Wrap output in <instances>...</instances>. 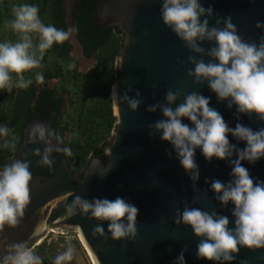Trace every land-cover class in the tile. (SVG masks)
<instances>
[{
    "label": "water",
    "instance_id": "obj_1",
    "mask_svg": "<svg viewBox=\"0 0 264 264\" xmlns=\"http://www.w3.org/2000/svg\"><path fill=\"white\" fill-rule=\"evenodd\" d=\"M199 2L205 9H213L212 17L208 18L210 27H217V19L223 21L230 17L237 34L245 40L258 44L260 37L264 36V29L256 28L257 22L264 23V0ZM161 7L162 0H98L92 22L104 30L116 29L121 35L113 83L118 99L127 93L130 99L138 98L142 103L136 111H132L126 102L112 100L114 126L111 138L104 141L108 142L105 149L111 148V156L105 155V149L104 160L91 157V152L86 165L77 175L70 171L62 153L52 154L55 164L51 170L37 167L40 157L33 153L36 149L42 153L46 145L43 142L29 144V129L37 122L48 126L49 123L47 119L35 118L25 124L11 163L15 159L31 161L30 204L15 228L5 226L0 232V255L16 243L27 242L34 247L49 231L55 230L78 232L94 264H175L181 252L184 253L185 264H218L197 258L200 238L195 236L191 226L176 225L174 221L177 209L182 212L186 201L189 207L228 216L229 227L234 228V205L231 202L227 206L221 205L210 186L214 179L228 182L232 166L229 160L215 157L211 161L206 160L201 149L197 148L195 159L200 177L194 186L176 158L173 146L160 139L161 133L149 134L148 125L164 117L159 109L151 113L147 108L156 103H166L167 90L180 89L185 95L195 91L209 97L210 107L218 110L231 128L239 122L255 131L264 128V121L255 114H241L237 120L235 105L229 109L227 100L219 101L207 82L194 84L193 78L187 75L189 69L194 70L188 58L196 56L200 59V56L191 52L163 23ZM67 18L69 28L70 11ZM224 26L223 23L218 25L220 28ZM72 37L80 50L75 35ZM214 45L215 42L208 41L201 44L206 50ZM204 59L207 62L209 58ZM137 90L140 97H136ZM182 100L183 96L172 107L175 108ZM182 122L192 126L186 118ZM228 139L240 149L246 147V142L238 141L231 134ZM58 146L62 147V144ZM235 158L234 155L231 159ZM97 159L103 170L108 169L103 175L99 168L92 169V162ZM241 163L254 181L264 182V158L254 164L246 160ZM206 179L209 183L205 182ZM76 195L89 201L120 197L137 207L135 240H113L108 232L109 222L91 218L90 213L83 215L77 210L75 216H66V207ZM97 226L104 228V237L93 235ZM233 255L234 260L224 264H264V248L251 250L241 247L239 253Z\"/></svg>",
    "mask_w": 264,
    "mask_h": 264
},
{
    "label": "clouds",
    "instance_id": "obj_2",
    "mask_svg": "<svg viewBox=\"0 0 264 264\" xmlns=\"http://www.w3.org/2000/svg\"><path fill=\"white\" fill-rule=\"evenodd\" d=\"M12 11L14 19L6 21L5 27L19 34V39L14 43H0V90L8 91L14 87L27 89L33 81L31 78L26 79L24 73L42 68L46 51L54 43L63 44L68 41L78 31L75 26L62 30L51 24L45 25L36 5L21 4L14 6ZM160 14L163 23L191 52L200 56V59L196 56L188 58L194 70L189 69L187 75L193 78L194 84L203 85L207 82L219 101L227 100L229 109L235 105L237 120L241 114H255L259 120L264 121V36L260 37L258 44L245 40L237 34V28L230 17L223 21L217 19V27H210L208 18L212 17L213 9H205L199 0H162ZM202 17L207 18L201 20ZM221 23L225 25L223 28L218 27ZM256 28L264 29V23L257 22ZM33 34L38 37V42L34 43ZM205 41L215 42V45L206 50L201 46ZM204 57L209 58L207 62ZM68 68H75V64H69ZM35 81L44 84L42 72H36ZM140 95L137 90L136 97ZM181 96L182 102L173 108L172 105ZM111 99L114 102H126L132 111H136L142 103L138 98L130 99L127 93L118 99L115 85ZM165 100L166 103H156L147 108L151 113L159 109L164 117L148 125L149 134L161 133L160 139L173 146L176 158L189 174L194 186L200 177L195 159L197 148L201 149L206 160L211 161L214 157L229 160L232 166L228 182L214 179L210 186L221 205L227 206L230 202L234 205V228L229 227L228 216L189 207L186 201L183 211H176L175 224L191 226L195 236L200 238L197 258L224 264L233 261V254H238L241 247L251 250L264 248V182L254 181L241 163L246 160L254 164L264 158V128L254 131L239 122L235 128L229 127L221 113L210 107V98L199 92L185 95L180 89H169ZM184 118L192 126L183 123ZM10 133L11 129L7 126L0 127V137H7ZM229 134L238 141L246 142V147L240 149L232 144L228 139ZM53 139L56 144H53ZM38 142L46 146L42 153L39 149L33 153L40 157L37 167L51 170L55 164L52 158L54 152L65 156L73 154L71 148L58 146L63 143L61 136L43 122H37L29 129L28 143ZM16 144L17 137L12 136L5 141L4 147L15 150ZM168 154L171 156V153ZM105 155L111 156V148L105 149ZM234 155L236 158L231 159ZM30 165L31 161L27 159H15L0 171V232L4 231L5 226L15 228L30 204V184L33 179ZM98 168L102 175L108 170H103L97 159L92 162V169ZM205 182L209 183L207 179ZM77 210L83 215L90 213L91 218L98 221L109 222L108 232L113 240H135L139 210L123 198L89 201L76 195L66 207V216H75ZM95 234L104 237V228L95 227ZM74 255L69 240L66 251L55 257L54 264H71ZM0 264H43V260L33 247L24 242L8 246L4 254L0 255ZM175 264H185L183 252Z\"/></svg>",
    "mask_w": 264,
    "mask_h": 264
},
{
    "label": "rangeland",
    "instance_id": "obj_3",
    "mask_svg": "<svg viewBox=\"0 0 264 264\" xmlns=\"http://www.w3.org/2000/svg\"><path fill=\"white\" fill-rule=\"evenodd\" d=\"M54 0H0V43L5 41L16 42L19 34L10 27H5L6 21L14 19L13 7L21 4L36 5L39 8V17L45 25L51 24L52 3ZM73 0H64L65 20L71 10ZM68 24V23H67ZM34 43L38 37L33 34ZM121 35H113L111 41L102 50H99L91 59H82L73 38L68 40V53L62 58V47L53 46L46 51L42 61V68L25 72L26 79L31 78L32 84L27 89L13 88L0 90V120L2 127L7 126L11 133L1 137L6 160H12L20 142L21 131L26 119L27 108L32 107L30 93L32 87L40 86L51 88L57 95L66 99L65 108L60 114L57 124L59 132L64 134V147L72 150V156H65L70 171L77 175L86 165L92 148L99 146L111 138L114 122L111 127L105 124L102 117V108L108 97L112 106V86L115 78V62L120 49ZM75 64L69 70L68 65ZM36 72H42L45 78L43 85L35 81ZM13 78L16 79L15 74ZM32 94V93H31ZM114 117V116H113ZM12 136L17 137L16 149L4 147L5 141ZM71 164V165H70ZM74 248V260L71 264H92L87 252L82 247L75 232L64 234L50 233L42 238L39 245L33 248L35 253L42 257L43 264H54L55 257L66 251L68 242Z\"/></svg>",
    "mask_w": 264,
    "mask_h": 264
},
{
    "label": "trees",
    "instance_id": "obj_4",
    "mask_svg": "<svg viewBox=\"0 0 264 264\" xmlns=\"http://www.w3.org/2000/svg\"><path fill=\"white\" fill-rule=\"evenodd\" d=\"M97 7L98 0H73V5L70 10L71 27L75 26L78 29L74 35L80 43L83 53L87 58H90L93 53H97L99 50H102L106 45H108L113 35H120V32H118L116 29L104 30L92 22L93 16L97 11ZM65 15L64 0H54L51 11V25L55 26L57 29L67 30L68 24L65 20ZM54 46L57 48L62 47V58L65 59L69 49L68 41L64 42L63 44L54 43ZM34 87L35 86L32 87V91L34 92H31L32 94L30 93V99H33L36 96L38 88L34 90ZM62 105L63 100L61 98H56L53 95V92L48 91L47 89L39 90L35 108L39 110L42 109V106H45L48 110L49 116H51L52 113L55 114V117L51 118V124L53 126L57 125L56 116L61 111ZM33 109V107L27 108L26 119L22 126H25L26 122L31 118V112ZM102 117L105 120V124L108 125V127H111L115 119L112 116L111 103L108 97L104 101ZM0 127H2L1 120ZM57 133L61 136L63 140L62 147H64V136L62 132ZM107 145L108 142H103L99 146L93 147L91 157L104 160L103 152ZM6 156V152H3V161L0 165V171L3 170L5 165L11 164V160L8 162L6 160Z\"/></svg>",
    "mask_w": 264,
    "mask_h": 264
},
{
    "label": "flooded vegetation",
    "instance_id": "obj_5",
    "mask_svg": "<svg viewBox=\"0 0 264 264\" xmlns=\"http://www.w3.org/2000/svg\"><path fill=\"white\" fill-rule=\"evenodd\" d=\"M73 38V37H72ZM77 39V38H76ZM74 40V39H73ZM78 41V40H77ZM80 44V43H79ZM76 45V44H75ZM80 47H81V45H80ZM78 51H79V55H80V57L82 58V59H91V58H93L94 56H95V54L96 53H93L92 54V56L90 57V58H87V57H85V55H84V53H83V49H82V47H81V49L79 50V48H78ZM42 89H47L48 91H51V92H53V95L56 97V98H61L62 100H63V105H62V108H61V111L59 112V114L56 116L57 117V120H58V118H59V116H60V114L62 113V111L64 110V108H65V104H66V99L62 96V95H57L56 93H54V91L51 89V88H49V87H43V86H40L39 88H38V90H37V92H36V96L33 98V100H32V107L34 108L33 110H32V112H31V118L27 121V122H29L30 120H32V119H35V118H37V119H40V120H48V123H49V126H50V128L51 129H54L55 131H56V133L57 132H59V128H58V124L56 125V126H53L52 124H51V118H54L55 117V114H51V116H49V114H48V110H47V108L45 107V106H42V109H36L35 107H36V102H37V99H38V92H39V90H42ZM26 122V123H27ZM23 129V128H22ZM63 134V133H62ZM63 136H64V134H63ZM53 141H55V139H53ZM3 152H4V150H3V146H2V139H1V137H0V165L2 164V161H3V157H2V154H3Z\"/></svg>",
    "mask_w": 264,
    "mask_h": 264
},
{
    "label": "bare ground",
    "instance_id": "obj_6",
    "mask_svg": "<svg viewBox=\"0 0 264 264\" xmlns=\"http://www.w3.org/2000/svg\"><path fill=\"white\" fill-rule=\"evenodd\" d=\"M55 232H57L58 234H64V233H62V232H58V231H55V230H51V231H49L48 234H50V233H55ZM75 233H76V235H77V237H78L80 243L82 244V247H83L84 250L87 252V254H88L89 258H90L91 263L94 264L93 259H92L91 255L89 254L87 248L85 247L84 243L82 242V240H81V238H80L78 232H75ZM48 234H47V235H48ZM39 243H40V242H38L37 244L39 245ZM37 244H36V245H37Z\"/></svg>",
    "mask_w": 264,
    "mask_h": 264
}]
</instances>
